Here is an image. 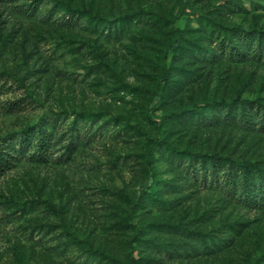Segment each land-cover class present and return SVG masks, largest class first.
Here are the masks:
<instances>
[{
	"label": "rangeland",
	"instance_id": "obj_1",
	"mask_svg": "<svg viewBox=\"0 0 264 264\" xmlns=\"http://www.w3.org/2000/svg\"><path fill=\"white\" fill-rule=\"evenodd\" d=\"M261 124L264 0H0V264H264Z\"/></svg>",
	"mask_w": 264,
	"mask_h": 264
},
{
	"label": "trees",
	"instance_id": "obj_2",
	"mask_svg": "<svg viewBox=\"0 0 264 264\" xmlns=\"http://www.w3.org/2000/svg\"><path fill=\"white\" fill-rule=\"evenodd\" d=\"M184 5L185 4L183 1V8ZM181 16L182 10L178 13L176 18H180ZM169 75L170 73L165 66L163 80L159 83L156 91L157 98L160 97L161 88L164 83L168 81ZM223 104L225 103H221L220 105ZM261 126L264 127L263 124H261ZM14 139L15 138H11L0 145V177L12 170L17 161H20L21 159H40L42 156H44V152L46 151L44 144V133H42L41 131L38 132L36 131V129H25L21 133V135L18 136L16 143H13ZM151 144H165V142L160 137L159 125L157 126V132L155 136H145V149H147ZM174 150L184 156H192L191 153L187 151L181 152L178 149ZM210 161L214 164L224 161V163H227L228 166H232L233 164L229 158H222L218 155H211ZM228 171L230 170L228 169ZM244 171H246L245 168ZM238 172L240 171L235 170L230 176H236L238 175ZM148 174L150 176L152 175V167L150 166L148 167ZM226 174L228 173L225 172L224 175ZM231 177H227V181L224 184H226L227 186L231 184V186L236 189L242 188L243 191L241 193L240 201L243 202L244 206L252 207L253 209L259 207L264 208V176H258L259 181H257L255 178L250 179L246 174L241 178L242 181H239L238 179L234 180ZM154 192L155 189L153 187H150L149 193L153 194Z\"/></svg>",
	"mask_w": 264,
	"mask_h": 264
}]
</instances>
